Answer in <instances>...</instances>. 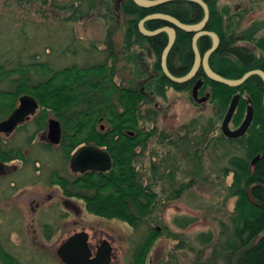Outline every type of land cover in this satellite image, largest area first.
I'll list each match as a JSON object with an SVG mask.
<instances>
[{
	"label": "trees",
	"instance_id": "trees-1",
	"mask_svg": "<svg viewBox=\"0 0 264 264\" xmlns=\"http://www.w3.org/2000/svg\"><path fill=\"white\" fill-rule=\"evenodd\" d=\"M203 1L209 9L205 29L215 32L220 39L219 45L208 58L212 70L231 79L239 78L252 69L264 71V37L255 36L256 29L264 27V23L259 22L258 25L251 26L252 28L247 27L236 33L224 23V10L217 8V0ZM32 2L68 13L63 17V23L75 22L86 17L95 6V0H32ZM44 11L41 10L43 15H46ZM117 11L126 17L125 49L128 50L133 45L146 47L154 57L152 66L158 76L151 75L154 76L153 83L150 80L145 84V87L152 91L151 96L140 91V84L129 87L114 80L117 52L113 50L114 40L111 37V29L107 30L108 39L106 38L104 43L106 51L94 48L93 56L100 57L105 53L104 61L84 62L81 65L73 63L57 67L56 61L61 57L63 59L68 55L76 54V50L69 47L73 44L77 46L71 34L65 35L63 43L55 48L54 41L58 39L52 40L53 34L48 36V42L44 40L43 45L41 43L43 35L38 37L34 33L27 38L24 29L20 28L12 37L9 27L4 28L6 27L4 26L0 29V36H4L0 37V121L11 113L21 95L29 94L37 101L38 111L29 120L31 124L26 126V129L32 127L29 135L24 137L27 145H31V138L35 132L44 129L49 113H52L62 126L60 152L56 156L52 155L55 156L54 161L58 159L61 163L67 164L71 152L80 143L103 147L112 161L108 171L72 176L68 168L65 170L52 168L47 173V180L50 183L60 184L68 196L81 198L87 212L101 218L119 219L136 229L148 221L157 206L164 203L154 185L151 186L143 181L144 174L135 164L155 132V128L146 130L145 122L148 121L152 125L157 115L151 108L142 111L140 103L151 101L153 95L163 96L168 87L190 90L195 81L201 79L202 84L198 94L202 95L208 90L209 99L215 104L213 117L209 118L207 126L200 130L198 140L190 134L195 126L191 121L190 129L174 142H170L175 149L173 152L170 150L167 152L172 163L169 164L165 160L158 164L151 160L147 169L151 171L152 181L156 182L158 174H165L166 182L173 188L176 185L175 171L179 168L178 158L191 161L189 172L181 169L182 173H187L186 176L190 175V179L169 190L166 200H170L183 189L190 187L194 181L206 179L200 153L202 146L213 150L219 144L223 150L228 151L222 152L223 158H227L226 156L231 152L227 149V144H233L232 150L243 149V156L235 153L230 155L226 160L227 165L220 169L222 178L231 173L227 196H236L232 232L227 234L224 242L221 243L222 249L226 252L224 264H230L234 251L250 242H253L252 248L241 253L236 259V264H264V109L261 78L258 75H251L239 86L230 87L208 79L199 68L191 80L174 83L165 77L159 65L161 52L167 43V34L160 32L151 37L143 36L137 29V23L144 16L152 13L168 14L182 23H197L203 17L201 6L195 2L176 0L142 8L132 0H120V8ZM34 25L36 32L40 29V24ZM165 25L167 23L159 19L144 22V27L149 30ZM43 27L50 29L49 25ZM191 37V32L176 28L175 41L166 57L167 69L174 76L186 74L192 66ZM25 39L30 40L25 42ZM241 40L253 44V47L259 49L261 53L256 55L253 49L236 45V42ZM21 41L26 43L23 48L19 46ZM28 41L32 42L35 48L42 44V51H38L39 49L30 51L32 47L27 44ZM196 44L199 53L203 54L210 47L211 38L202 35L197 39ZM27 45L28 47L25 48ZM44 56L46 59L43 58ZM136 56L139 58L141 54L137 53ZM236 93L239 94V101L230 122L233 126H238L246 107L251 105L253 108L251 124L242 136L233 139L225 137L220 129L217 138L212 141L208 138L209 132L216 127V121L221 119L232 96ZM165 137L167 136L161 134V139ZM13 142L14 140H11L8 146V143L6 145L0 138L1 160L24 157L21 146L15 147ZM41 148L47 155L55 152L48 146ZM7 153L11 156L8 157ZM258 154V159L252 163V159ZM40 156L45 158L46 155ZM41 160L40 157H31V163ZM40 165L41 169L46 167L43 162ZM169 182H172V185ZM163 192L165 193L164 189ZM249 196L254 200L253 202ZM190 222L192 221L188 220L182 224L176 221V225L184 227ZM163 231L173 239L179 236L169 230ZM159 234L161 232L157 227L146 225L144 234L137 240L132 251L130 264H146V255ZM205 237L209 240V233ZM215 249L216 247L213 255ZM1 257L8 264H18L9 256L1 255Z\"/></svg>",
	"mask_w": 264,
	"mask_h": 264
},
{
	"label": "rangeland",
	"instance_id": "rangeland-1",
	"mask_svg": "<svg viewBox=\"0 0 264 264\" xmlns=\"http://www.w3.org/2000/svg\"><path fill=\"white\" fill-rule=\"evenodd\" d=\"M216 6L224 10V23L236 33L247 27L258 25L259 22L264 23V0H217ZM118 8H120V0L117 2L115 0H95V6L89 15L75 22L63 23V17L68 13L61 10L46 8L33 3L32 0H0V29L4 26H6L4 28L9 27L12 37L20 28L24 29L27 38L33 36L34 33L38 37L43 35L42 44L44 40L48 42V36L53 34L52 40L53 38L58 39L54 41L55 48L63 43L65 35L71 34L78 47L74 44L69 47L74 48L76 54L68 55L63 59L61 57L56 61L57 67L73 63L81 65L84 62L104 61L105 53L100 57L93 56L94 48L106 51L104 43L105 39H108L107 30L111 29V37L114 40L113 50L117 52V60L114 63V80L123 86L135 87L138 81L148 75H157L152 66L154 57L146 47L133 45L128 50L125 49L126 17L117 11ZM43 9L46 15L41 12ZM34 24H40V29L36 32ZM43 25H49L50 29H46ZM255 36L264 37L263 26L256 29ZM27 40L25 39V42ZM25 44L21 41L19 46L23 48ZM27 44L32 47L30 51H37V49L42 51L44 45L40 44V47L35 48L32 42L28 41ZM236 45L250 47L256 55L261 53L249 42L241 40L237 41ZM27 47L28 45L25 48ZM137 53L141 54L139 58L136 56ZM43 58L46 59L45 56ZM109 62H111L110 59ZM151 82L153 83V80ZM145 89L150 90L148 87ZM200 96L205 97V100L198 102L193 99L191 89L168 87L163 96L153 95L151 101L140 103L142 111L145 108H151L157 115L152 125L148 121L145 122V129L155 128V132L135 164L144 174L143 181L151 186L154 185V188L160 192V198L164 203L157 206L148 221L136 229L119 219L101 218L91 214L79 201L73 204L78 209V213L72 209H66L63 204L47 203L51 200L48 197L53 196L52 191L55 190L47 182L49 169L63 168L65 170L68 168L67 164L61 163L58 159L53 160L60 152L59 149L56 148L55 152L47 155L39 145H27L24 142V137L29 134L31 126L27 129L28 133L23 136L12 137L15 147L21 146V151L27 150L30 154L32 153V158H42L44 161L41 160V162L45 163L46 167L40 170L39 174L34 173L31 167L27 169L25 176L11 175L0 180V253L9 257L11 255L18 264H63L54 255V249L67 235L68 229L80 230L84 227L88 230V227L92 225L94 228L104 230L115 248V258L111 264H130L136 242L144 234L146 225L149 224L151 227H157L161 234L150 247L146 255V264H224L226 252L222 249L221 243L224 242L225 236L232 232L236 196H227L231 173L222 178L220 169L227 165L226 160L230 155L235 153L243 156L244 150L234 148L232 150L233 144H227V149L231 152L228 153L227 158H223L222 152L227 150H223L219 144L213 150L202 146L200 153L202 168L207 175L206 179L194 181L190 187L183 189L170 200H166L169 190L190 179V175L186 176L187 173H182L181 169L189 172L191 161L178 158L179 168L175 171L177 173L176 185L173 188L166 182L165 174H162L164 178L158 174L156 182L152 181L151 171L147 169L151 160L158 164L165 160L169 164L172 163L167 152L168 150L173 152L175 149L170 142H174L187 129H190L191 121L195 126L190 134L195 139H199L200 130L207 126L208 119L212 118L215 112V104L210 101L208 90ZM49 115L53 117L52 113ZM223 116L216 121V127L209 132L208 138L212 141L220 133ZM229 127L234 129L237 126H233L230 122ZM161 134L167 137L161 139ZM41 154H45V158L41 157ZM52 155L55 156L52 157ZM159 176L161 177L158 179ZM169 183L172 185V182ZM56 191L59 194L57 189ZM33 198L43 202L35 211L31 209L34 204H31ZM188 220L192 222L184 227L176 225V221L184 224ZM163 230H169L179 236L173 239L168 237ZM46 233H49V237H46ZM207 233L210 235L209 240L205 239ZM33 236L36 239L32 238ZM38 242H42L40 251L35 246ZM0 264H8L2 260L1 255Z\"/></svg>",
	"mask_w": 264,
	"mask_h": 264
},
{
	"label": "water",
	"instance_id": "water-1",
	"mask_svg": "<svg viewBox=\"0 0 264 264\" xmlns=\"http://www.w3.org/2000/svg\"><path fill=\"white\" fill-rule=\"evenodd\" d=\"M117 2V0H115ZM176 1V0H132L137 6L142 8H148L156 6L165 2ZM190 1L199 4L203 11L202 19L197 23H182L177 18L163 13H152L141 18L137 23L138 31L146 37L154 36L160 32H165L167 34V43L164 46L161 56H160V67L165 75L170 81L174 83H183L192 79L199 68L202 69L204 75L218 83L225 84L230 87H237L242 84L249 76L258 75L263 83V96L262 105L264 109V71L260 69H252L243 73L239 78L231 79L226 78L215 71L209 65L208 58L212 51H214L219 43L218 35L215 32L205 30V25L209 17V9L207 4L203 0H182ZM151 19H159L167 23V25L149 30L144 27V22ZM176 28L184 30L186 32L193 33L191 38V49L193 52V63L190 70L182 76L172 75L166 65V57L171 49L175 38H176ZM202 35H208L211 38L210 47L203 53L200 54L197 47V39ZM202 81L198 80L192 87V98L198 102L205 100V97L198 98V88L200 87ZM239 101V94H234L228 104V107L223 116L222 122L220 124V129L222 133L227 138H237L242 136L249 125L251 124L253 117V108L251 105L246 107L244 117L240 124L231 129L229 127L231 118L235 112ZM38 108V103L35 98L29 94L21 95L18 98L16 107L12 112L3 120L0 121V131L10 132L17 124L22 123L29 119ZM47 135L49 140L56 144L60 139V122L55 118H48L47 120ZM259 157V154L252 159L254 163ZM4 164L0 161V174L5 172ZM111 167V158L107 151L102 148L96 147L94 145H83L78 147L70 156L69 168L73 172L83 173L85 171H99L104 172L109 170ZM250 200H254L249 196ZM253 242L242 246L234 251L231 256L230 264H236L237 257L244 251L251 249ZM112 251L110 244L105 240L101 246H99L94 254L91 251L87 243V233L84 231L76 232L69 236L65 241L61 243L57 250V255L63 264H110L112 260Z\"/></svg>",
	"mask_w": 264,
	"mask_h": 264
},
{
	"label": "flooded vegetation",
	"instance_id": "flooded-vegetation-1",
	"mask_svg": "<svg viewBox=\"0 0 264 264\" xmlns=\"http://www.w3.org/2000/svg\"><path fill=\"white\" fill-rule=\"evenodd\" d=\"M206 30V29H205ZM192 36H193V33H192ZM210 37V36H209ZM192 38V37H191ZM219 38V36H218ZM197 43V42H196ZM219 43H220V39H219ZM218 43V45H219ZM249 49H251L250 47H247ZM159 65H160V62H159ZM161 68V67H160ZM154 75V74H153ZM155 76V75H154ZM195 77V76H194ZM193 77V78H194ZM153 78V76H149L144 78L143 80L141 81H138V85L140 86V91L147 95L149 94L150 96L152 95V91H146L145 90V84L147 82H149L151 79ZM191 80V79H190ZM198 80H201V79H197L195 81V83L198 81ZM189 81V80H188ZM202 81V80H201ZM187 82V81H186ZM195 83L193 84V86L195 85ZM202 84V83H201ZM192 86V87H193ZM201 86V85H200ZM200 88V87H199ZM198 88V90H199ZM191 91H192V88H191ZM198 98H201V96L198 94ZM17 105V104H16ZM16 107V106H15ZM38 111V108L36 110V112L31 115L29 117L28 120L22 122V123H19L17 124V126L10 132H4V131H0V138L3 140L4 143H8V146H9V142H11V139L12 137H14L15 135H24L26 133H28L27 129H26V126L27 125H30V119L37 113ZM12 112V111H11ZM51 116H48V118H50ZM47 118V120H48ZM52 118H55V117H52ZM57 119V118H55ZM60 122V121H59ZM101 128H103V125H101ZM61 134H62V126H61V123H60V139H59V142L54 144L52 143L49 138H48V135H47V122H46V125L44 127V129H41L37 132L34 133L33 137L31 138V142L30 144H37L39 145L40 147L42 146H45L52 150V151H56V148L59 149V146H60V141H61ZM29 135V134H28ZM39 137V138H38ZM28 138H30L28 136ZM14 140V139H12ZM36 140V141H35ZM83 145H94V144H91V143H80L79 145H77L73 151L71 152V155L72 153L80 146H83ZM7 146V148H8ZM96 146V145H94ZM96 147H99V146H96ZM99 148H102L104 149L103 147H99ZM105 150V149H104ZM106 151V150H105ZM23 154H24V157L23 158H13V159H8L6 161H3L0 159V161L5 165L4 166V170L5 172L3 174H0V180H3V179H6V177H10L11 175H15L17 177V175H22V176H25V174L27 173V169L28 168H31L33 167L34 169V173L36 174H39L40 173V170H43L41 169V165L38 163V162H34V163H31V157H32V154H30L27 150H24L22 151ZM8 154V157L11 156L9 153ZM70 155V156H71ZM111 158V157H110ZM70 159V157H69ZM69 159H68V162H67V166H68V170L70 172V174L72 176H79V175H83V174H87V173H90V172H99V171H91V170H88V171H85L83 173H80V172H73L70 170L69 168ZM111 165H112V161H111ZM111 168V167H110ZM108 171V170H107ZM106 172V171H104ZM14 181V179H13ZM48 184L50 185L51 188L55 189L54 191H52L54 193L53 196H50L48 197V199L50 198V202H47L49 204H63V206L66 208V209H72L74 210L76 213H78V209L75 208V206H73V204H76V201H79L81 202V204H85L84 201L81 199V198H77L73 195H70L68 196L67 194H65L64 190L62 189V187L60 186V184L56 183V182H52L50 183L49 181H47ZM11 185H13L11 183ZM73 188L74 186L71 185ZM56 189L59 191V194H57L56 192ZM34 203V204H33ZM46 203V204H47ZM31 204H33V206L31 207V209L33 211L37 210L41 204H43V202L41 200H36V198H33L31 200ZM45 204V203H44ZM69 206V207H68ZM75 222V220H74ZM89 229L86 230V228L82 227L80 230H76V229H68L67 231V235L65 237H63L61 240H60V243L56 246V248L54 249V255H56V257H58L57 255V250L59 248V246L61 245V243L63 241H65L69 236H71L72 234L76 233V232H81V231H84L87 233V243H88V247L91 251V254H94L97 250V248L99 246L102 245V243H104V241L106 240L110 246H111V251H112V260H111V263L113 262L114 258H115V248L112 244V242L109 240V237L104 233V230L102 229H99V228H94L92 225L88 227ZM44 231L46 232V229H44ZM45 232H44V235H45ZM47 236L46 237H49V233H46ZM32 238L36 239L35 236H33ZM37 250L40 251L41 247H42V242H38V244L35 245ZM249 250V249H248ZM2 255V254H0ZM9 255V254H8ZM10 257L12 258V256L10 255ZM59 259V257H58ZM60 260V259H59ZM61 261V260H60ZM62 262V261H61ZM63 263V262H62ZM110 263V264H111Z\"/></svg>",
	"mask_w": 264,
	"mask_h": 264
},
{
	"label": "crops",
	"instance_id": "crops-1",
	"mask_svg": "<svg viewBox=\"0 0 264 264\" xmlns=\"http://www.w3.org/2000/svg\"><path fill=\"white\" fill-rule=\"evenodd\" d=\"M152 61V60H151Z\"/></svg>",
	"mask_w": 264,
	"mask_h": 264
}]
</instances>
